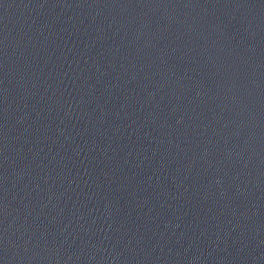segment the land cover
Masks as SVG:
<instances>
[{
	"label": "water",
	"instance_id": "water-1",
	"mask_svg": "<svg viewBox=\"0 0 264 264\" xmlns=\"http://www.w3.org/2000/svg\"><path fill=\"white\" fill-rule=\"evenodd\" d=\"M0 264H264V0H0Z\"/></svg>",
	"mask_w": 264,
	"mask_h": 264
}]
</instances>
